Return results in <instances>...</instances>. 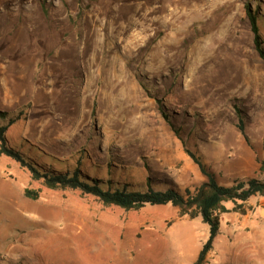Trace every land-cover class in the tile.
Listing matches in <instances>:
<instances>
[{
    "label": "rangeland",
    "instance_id": "374dc122",
    "mask_svg": "<svg viewBox=\"0 0 264 264\" xmlns=\"http://www.w3.org/2000/svg\"><path fill=\"white\" fill-rule=\"evenodd\" d=\"M247 7L264 42V0H0L10 144L42 168L194 190L206 177L183 141L220 184L247 176L233 157L264 159V61ZM207 233L170 204L106 206L0 155V264H192Z\"/></svg>",
    "mask_w": 264,
    "mask_h": 264
},
{
    "label": "trees",
    "instance_id": "16d2710c",
    "mask_svg": "<svg viewBox=\"0 0 264 264\" xmlns=\"http://www.w3.org/2000/svg\"><path fill=\"white\" fill-rule=\"evenodd\" d=\"M247 18L250 30L253 33V44L259 57L264 61V42L259 31L255 13L248 7ZM239 115L236 128L245 142L249 139L244 131V124L240 118L241 110L237 109ZM8 112L0 110V155H4L25 167L31 177L40 180L46 187L51 189H73L79 190L83 194L96 197L106 206H117L125 210H138L145 206H160L170 204L178 209V216H187L189 219L200 218L206 225L208 231L206 240L195 261L192 264H202L206 254L212 247L214 238L219 232L220 215L229 211L226 205L231 204L232 210L244 213L243 202L251 196L264 198V177H246L243 179H233L230 185H222L218 182L214 172L209 170L201 159V156L190 150L182 142L185 154L197 166L206 180L201 182L194 190L185 188L181 190L172 181L167 179H154L150 176L143 185H135L126 181L114 180L110 173L107 177H97L90 175L79 167L66 168L63 171L51 168H42L32 162L15 146H12L6 136V132L12 126L17 117H9ZM175 135L178 137V129L171 125ZM182 140L180 137H178ZM257 172L264 175V159L259 160ZM108 166V164H107ZM31 195L30 191H26ZM36 197V195H33Z\"/></svg>",
    "mask_w": 264,
    "mask_h": 264
},
{
    "label": "crops",
    "instance_id": "0c3cea01",
    "mask_svg": "<svg viewBox=\"0 0 264 264\" xmlns=\"http://www.w3.org/2000/svg\"><path fill=\"white\" fill-rule=\"evenodd\" d=\"M249 150L236 154L233 160L240 165H250L251 173L232 175L233 179L264 177L258 174V164L254 165V156ZM226 207L229 211L220 215L219 232L202 264H264V198L249 197L242 205L244 213L233 211L231 204Z\"/></svg>",
    "mask_w": 264,
    "mask_h": 264
}]
</instances>
